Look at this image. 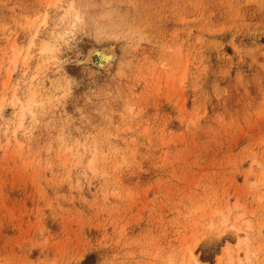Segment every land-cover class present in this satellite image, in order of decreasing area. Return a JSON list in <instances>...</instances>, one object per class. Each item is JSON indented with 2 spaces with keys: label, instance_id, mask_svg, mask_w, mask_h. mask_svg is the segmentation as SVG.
Wrapping results in <instances>:
<instances>
[{
  "label": "rangeland",
  "instance_id": "374dc122",
  "mask_svg": "<svg viewBox=\"0 0 264 264\" xmlns=\"http://www.w3.org/2000/svg\"><path fill=\"white\" fill-rule=\"evenodd\" d=\"M0 107V264H264V0H0Z\"/></svg>",
  "mask_w": 264,
  "mask_h": 264
},
{
  "label": "bare ground",
  "instance_id": "6f19581e",
  "mask_svg": "<svg viewBox=\"0 0 264 264\" xmlns=\"http://www.w3.org/2000/svg\"><path fill=\"white\" fill-rule=\"evenodd\" d=\"M61 5H63L64 7L61 8V9H65V6H66V2H62L60 1ZM67 8V7H66ZM67 15H65V12L62 10L59 14V17H60V20H63ZM44 24V23H43ZM61 25V24H60ZM43 26V25H42ZM67 31V30H66ZM65 30H62V31H59L58 32V36L59 37H63L66 33ZM35 37H37V33L35 35ZM38 38V37H37ZM44 40V39H43ZM45 41V40H44ZM57 42V41H56ZM36 41L33 39L32 41V47L35 45ZM37 44V43H36ZM54 47V44L53 43H49V44H44V46L41 48V52L42 53H47L49 52L52 48ZM93 52V51H92ZM90 54V53H89ZM32 55V52L30 50H28L27 54H26V59H25V62L23 63L24 64V68H23V72H24V77L20 80L19 84L17 85V89L16 91L18 90H21L23 91V95H29L28 98L25 100V101H22V99H18L17 96H16V91H14V97H15V102H14V105L17 106L18 108H20V116H19V123L13 128V136L15 139H17L19 133H23L25 132V127H26V124H27V121L28 119H30L31 117V113H32V102H33V99H34V94H33V78L34 76L32 77L31 75H28L29 73V70H30V66H32V63L33 61L31 60L33 57H31ZM53 55V54H52ZM17 56V55H15ZM113 55H111V53L109 52H103L102 53V57H105L107 60H109L108 62H110L112 60ZM31 57V58H30ZM43 58V57H42ZM91 58V57H90ZM86 59V58H85ZM84 59V60H85ZM104 59V58H103ZM83 60V61H84ZM15 61V60H14ZM29 61H32V63H29ZM81 61V62H83ZM45 62V61H44ZM16 63V61L14 62V64ZM84 63V62H83ZM17 64V63H16ZM103 66V65H102ZM6 86V85H5ZM7 87V86H6ZM35 91V90H34ZM35 93V92H34ZM35 100V99H34ZM2 107V106H1ZM1 107H0V114L2 112L1 110ZM13 116V115H12ZM9 133V132H8ZM11 137V135H10ZM13 138V137H12ZM19 139V138H18ZM17 139V140H18ZM14 140V139H12ZM19 141V140H18ZM17 141V142H18ZM240 237V236H238ZM240 239V238H239ZM186 256H189V258H187V260H191V263L193 264H198L199 262V257L196 256V253H195V250L193 248H191L189 250V253L188 255ZM189 260V261H190ZM185 264V263H184Z\"/></svg>",
  "mask_w": 264,
  "mask_h": 264
},
{
  "label": "snow or ice",
  "instance_id": "6c2138e0",
  "mask_svg": "<svg viewBox=\"0 0 264 264\" xmlns=\"http://www.w3.org/2000/svg\"><path fill=\"white\" fill-rule=\"evenodd\" d=\"M49 9H52V8H63L64 6L57 3V4H49L48 5ZM49 26V21H48V18L47 16H45V20H44V24L42 26V28L40 29H37V37H34L33 39L36 41V43L38 44L39 43V40H42V39H46V29L47 27ZM76 86V83L74 81H70L65 92H64V97L62 98V100L64 101H68L70 99L73 98V92H74V88ZM78 118L81 119V120H87V119H90V112H89V109L87 107L86 104L84 105H80L78 107ZM72 129L70 127H65L63 130H61V135H66L68 132H71ZM76 135H78V133H74Z\"/></svg>",
  "mask_w": 264,
  "mask_h": 264
}]
</instances>
